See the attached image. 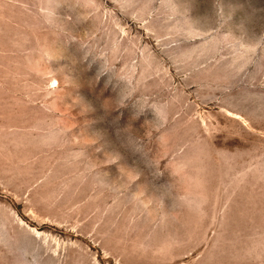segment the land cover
Instances as JSON below:
<instances>
[{
  "label": "rangeland",
  "instance_id": "374dc122",
  "mask_svg": "<svg viewBox=\"0 0 264 264\" xmlns=\"http://www.w3.org/2000/svg\"><path fill=\"white\" fill-rule=\"evenodd\" d=\"M0 264H264V0H0Z\"/></svg>",
  "mask_w": 264,
  "mask_h": 264
}]
</instances>
